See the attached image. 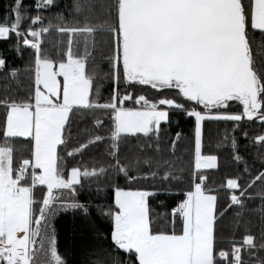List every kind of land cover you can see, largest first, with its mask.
Segmentation results:
<instances>
[{"label":"snow or ice","instance_id":"1","mask_svg":"<svg viewBox=\"0 0 264 264\" xmlns=\"http://www.w3.org/2000/svg\"><path fill=\"white\" fill-rule=\"evenodd\" d=\"M53 3L37 0L35 7L39 10ZM22 5L23 0H15L11 8L14 20L9 16L0 22V38L15 33L17 52L21 41L34 49V74L26 93L12 91L6 78V95L0 98L5 109L0 117V264H67L57 248L54 218L69 209L90 216V209L88 204L58 193L64 189L74 193L83 178L105 176L109 170L115 180L125 179L124 186L113 181L114 206L97 205L99 216L112 221L115 247L95 248L86 264H264V231L259 243L252 234L243 235L241 243L235 233L228 238L229 248L217 242L218 229L227 226L219 222L236 206L239 211L234 213L233 224L238 227L246 200L260 198L259 209L252 211L258 210L264 222V187L250 191L257 181L264 182V171L252 175L245 162L243 172L227 180L232 194L222 210L218 209V195L205 187L207 178L199 175L201 169L216 167L218 159L202 154L206 119L239 121L246 116L264 122V0H73L72 11L82 14V20L70 24L61 13L58 19L63 26L50 22L39 28L35 25H42L44 19L39 11L31 16L22 11ZM23 20L31 21L24 32ZM53 28L67 37L66 50L62 47L56 58L44 52L39 39ZM256 30L261 34L258 41ZM102 65H107V71ZM0 70L13 81L19 72L8 68L2 53ZM104 79L113 87L101 103ZM134 82L158 90L175 89L176 93L149 99L127 91ZM232 100L243 105V113L222 110ZM127 101L135 106H126ZM172 109L195 118V170L185 198L170 213L161 214L153 212L148 198L168 191L163 182L177 178L171 170L174 164L144 152H161V141L169 131L161 122H171ZM88 110L108 115L109 134H98L104 121L95 117L93 129L84 130V142L67 154H83L92 145L104 144L101 155L114 162L91 168L73 166L66 176L58 146L67 143L65 129L71 114ZM139 134L152 144L139 145L134 156L125 155L122 161V138ZM180 136L177 132L176 139L170 140L173 151ZM18 138H26L27 144L14 143ZM254 141L264 146V134ZM231 143L235 151V137ZM17 153L22 158L14 167ZM234 159L239 162L243 157L237 151ZM158 175L160 186L139 183L154 181ZM37 186H46L42 200L36 198ZM154 215L158 218L155 224L160 219L167 221L169 215L172 219L156 227ZM177 216L182 223L179 232ZM121 250L128 259L120 255Z\"/></svg>","mask_w":264,"mask_h":264},{"label":"trees","instance_id":"2","mask_svg":"<svg viewBox=\"0 0 264 264\" xmlns=\"http://www.w3.org/2000/svg\"><path fill=\"white\" fill-rule=\"evenodd\" d=\"M37 0H23L22 11H26L29 15L35 16L39 11V14L44 18L43 24L37 23L35 27L48 26L51 22L52 25H62V22L58 19V14L63 16L71 24L74 19H83L82 14H76L72 11L73 0H54V3L50 6L41 7L37 10L35 7ZM42 3V0H40ZM15 7V0H0V22H4L5 17H11L14 20L15 14L11 12V8ZM10 22V21H9ZM30 20H23L21 31L27 30ZM255 39H260V32L256 30L254 33ZM29 38H31L29 36ZM42 48L46 54L56 58L58 52L63 47L66 50L67 37L61 35L53 28L50 32L42 34L39 37ZM63 42V44H62ZM17 44V37L15 33H11L8 37L0 39V53L3 54L7 60L8 68H17L19 72L15 80H11L8 73L4 70H0V98L6 95L5 92V80L12 84V91H19L25 94L28 85L32 82L34 69L31 67L34 64V49L25 48L22 45L20 51L17 52L15 45ZM97 60L99 61V53H97ZM104 71H107V65H102ZM112 82L104 79L100 88V102L103 103L112 91ZM148 88L141 85H132L127 88L128 92H135L137 95L143 94L149 98L169 96L174 97L176 90L171 92L161 91L158 95H153L149 92ZM120 90L123 94L125 91V85L122 82L120 84ZM11 94V93H8ZM95 97V89L93 90ZM126 106H135L132 101H127ZM203 109V106H200ZM222 110H226L229 113L241 114L243 113V105L236 100H232L226 107H222ZM5 109L0 106V117L4 113ZM171 122H161L162 127L169 131L163 137L160 149L161 152L157 153L153 149H145V155L155 156L157 159H164L173 162L174 166L171 168L173 175L176 179L170 181H164L163 187L168 191L158 192L154 196L148 198L149 204L154 213L171 212L173 207L185 198L184 193L190 190V177L193 173L195 164V147H194V117H187L175 109L170 111ZM95 117H99L104 121L103 129L98 131V134L108 136V129L110 128V119L108 115H105L102 110H95L94 114L91 110L88 111H75L71 114V119L65 129V135L67 137V143L58 146L59 155L62 158V162L65 164V175L67 176V170L73 166L88 165L90 168L93 166L99 167L101 163H109V161L101 153L104 151V144L92 145L83 154L77 153L73 156H69L67 153L72 149L83 143L86 137H84V130L93 129V121ZM180 132L181 136L175 145L173 146L170 140L176 139V133ZM247 132V137L244 133ZM264 134V122L253 117L249 119L244 116L241 120H209L206 119L203 122V142H202V154L216 155L218 157L216 167L209 169L199 170V175L207 178L205 187L211 189L213 194L218 195V209L222 210L229 203V197L232 194V190L227 188V180L229 178H235L237 175L243 172L245 162L247 163L252 175H257L260 171H264L261 160V156H264V146L254 141L257 135ZM227 137V139H225ZM235 137L237 141V148L234 151L232 148V138ZM2 138V137H0ZM154 140V137L152 138ZM17 144H27L26 138H18L14 141ZM108 143V141H105ZM121 159L125 155L132 157L139 151V145L152 144V140L145 137L143 134L138 136H129L122 138L121 142ZM154 148V145H153ZM243 157L242 161H236L234 156L236 152ZM21 155L17 153L14 162V167H18L21 160ZM135 175L136 173H131ZM162 175V173L160 174ZM160 175L156 180L139 181L141 185L151 184L160 186ZM245 179L249 178L248 173H244ZM115 178L112 175V171L105 176L83 178L82 184L76 185V191L73 193L70 189H64L58 193L65 199L74 198L82 203L88 204L90 209V216H85L80 210H61L54 218L53 223L56 228L57 236V248L59 253L65 258L67 264H86V261L92 257L88 254L98 247L114 248L115 246L111 242V230L112 221L108 217H100L97 209L99 204H112L114 206V187L113 181ZM115 183H119L121 186L125 185V179L121 176ZM264 187V182L257 181L250 191L258 192ZM100 189L97 191V189ZM45 186H37L34 189L37 199L42 200V192L46 191ZM237 194L239 191L237 190ZM163 202V204H161ZM261 200L257 196L253 200H246V207L240 218V224L236 227L233 224L234 213L239 211V208L232 207L220 225H227L223 230L217 231V242L220 247L225 249L229 248L228 238L235 233V239L242 243V237L245 234H252L256 237V242H260V234L264 231V222L261 220V213L252 211L253 209H259ZM38 214L39 205H36ZM219 215V212H218ZM158 218L154 215V224ZM172 217L169 215L167 221L160 219L159 224H155L156 227H163V225L171 221ZM171 225L169 224V228ZM177 231H182V223L179 222V216H177ZM247 229V231H246ZM219 251V247L217 248ZM120 255L124 259H128L127 255L121 250ZM264 255V253H261ZM247 259V253L244 254Z\"/></svg>","mask_w":264,"mask_h":264},{"label":"rangeland","instance_id":"3","mask_svg":"<svg viewBox=\"0 0 264 264\" xmlns=\"http://www.w3.org/2000/svg\"><path fill=\"white\" fill-rule=\"evenodd\" d=\"M59 79H61L62 80V77H59ZM134 85H141V84H137V83H133ZM142 86V85H141ZM143 86H145V87H150V88H148V90H149V92L150 93H152L153 95H158L161 91H165V92H171V91H173V90H175V89H162V90H158V89H153L150 85H143ZM149 98V97H148ZM160 97H153V98H149V99H159ZM203 108V107H202ZM213 168V167H212ZM204 169H209V168H204ZM202 170V169H201ZM46 187V186H45Z\"/></svg>","mask_w":264,"mask_h":264},{"label":"water","instance_id":"4","mask_svg":"<svg viewBox=\"0 0 264 264\" xmlns=\"http://www.w3.org/2000/svg\"><path fill=\"white\" fill-rule=\"evenodd\" d=\"M22 45H23V44H22ZM23 47H25V48H29V47H30V45H29V46H24V45H23Z\"/></svg>","mask_w":264,"mask_h":264},{"label":"crops","instance_id":"5","mask_svg":"<svg viewBox=\"0 0 264 264\" xmlns=\"http://www.w3.org/2000/svg\"><path fill=\"white\" fill-rule=\"evenodd\" d=\"M0 39H4V38H0ZM114 198H115V193H114Z\"/></svg>","mask_w":264,"mask_h":264}]
</instances>
